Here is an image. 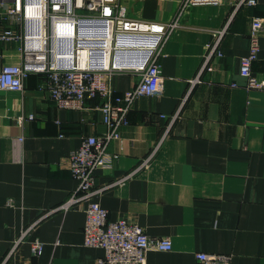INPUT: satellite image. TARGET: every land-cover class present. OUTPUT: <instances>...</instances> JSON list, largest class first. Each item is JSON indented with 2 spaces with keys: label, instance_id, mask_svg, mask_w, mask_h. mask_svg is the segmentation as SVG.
I'll use <instances>...</instances> for the list:
<instances>
[{
  "label": "crops",
  "instance_id": "0c3cea01",
  "mask_svg": "<svg viewBox=\"0 0 264 264\" xmlns=\"http://www.w3.org/2000/svg\"><path fill=\"white\" fill-rule=\"evenodd\" d=\"M239 1L184 11L159 57L162 93L134 102L119 139L108 147L118 159L112 169L95 172L100 191L94 200L109 221L125 220L150 237L170 239L171 250L149 251L146 264H201L197 253L223 255L227 264H264V90L249 89L239 74L252 20L264 19V0L237 7ZM6 2L0 0V31L19 30L2 17ZM117 3L133 19L162 24L177 19L180 5ZM225 26L221 56L213 54L211 70L192 83L213 32ZM256 36L251 72L261 80L264 29ZM19 60L17 43H0V68ZM110 83L122 94L136 79L119 73ZM46 84L45 74L31 73L21 92L0 90V264H96L102 249L83 244L85 203L60 207L78 186L69 170L70 152L86 136L108 132L98 111L101 101L61 109ZM19 115L33 118L19 125ZM34 241L42 245L38 256L31 251Z\"/></svg>",
  "mask_w": 264,
  "mask_h": 264
},
{
  "label": "built area",
  "instance_id": "2783aa9c",
  "mask_svg": "<svg viewBox=\"0 0 264 264\" xmlns=\"http://www.w3.org/2000/svg\"><path fill=\"white\" fill-rule=\"evenodd\" d=\"M6 1L2 17L18 24L20 29L0 31V43H17L20 60L0 68V90L21 92L29 74L38 73L46 75L50 98L58 108L76 110L82 109L87 99L101 101L98 111L108 132L86 136L70 152L69 170L78 186L60 207L68 210L85 203L83 244L102 249L103 255L96 264H146L149 251H170L168 237H150L140 226L125 220L109 221L108 212L94 200L100 191L95 188V172L112 169L118 159V154L108 153V147L111 141L119 139V129L126 124L134 102L142 96L162 93L158 61L178 19L193 5L218 4L221 0H176L180 3L177 19L170 24L133 19L117 0ZM256 2L240 0L237 7L253 6ZM262 29L264 19H253L250 48L240 63L239 74L246 79L249 89L264 90V79H257L251 72V63L258 57L256 34ZM225 30L226 26L213 32L212 43L207 47L209 53L192 83L199 81L204 70H211L208 62L213 54L221 56L219 46ZM119 73H130L136 83L132 89L115 94L110 81ZM32 118L19 115L16 122L22 125ZM131 176L132 173L117 183ZM31 251L34 256L40 255L41 243L34 241ZM196 259L201 264H227L223 255L197 253Z\"/></svg>",
  "mask_w": 264,
  "mask_h": 264
}]
</instances>
